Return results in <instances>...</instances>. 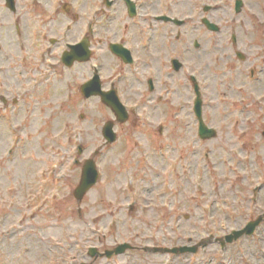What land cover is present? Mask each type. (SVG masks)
Instances as JSON below:
<instances>
[{
  "label": "rangeland",
  "instance_id": "obj_1",
  "mask_svg": "<svg viewBox=\"0 0 264 264\" xmlns=\"http://www.w3.org/2000/svg\"><path fill=\"white\" fill-rule=\"evenodd\" d=\"M76 1L79 38L89 25L95 31L92 60L67 72L59 68L14 105L18 81L10 63L33 53L36 27L59 36L73 16L54 11L66 0H16V13L0 0V95L9 94L8 106L0 102V264H264V221L253 235L224 247L220 242L264 215V101L250 96L264 87V0H245L242 29L230 21L237 18L233 0H171L163 7L166 0H142L134 18L121 1L113 9L105 0ZM215 3L220 9L209 15L220 33L200 21L202 6ZM162 14L189 22L178 27L153 19ZM44 18L48 23L40 25ZM111 42L129 47L134 64L113 56ZM40 44L48 47V38ZM174 58L184 64L179 72ZM93 66L104 89L115 88L126 104L124 122L98 97L80 94ZM192 75L204 120L218 131L207 140L198 136ZM149 79L164 96L154 104L148 101L158 92H148ZM109 121L117 141L107 145L102 129ZM91 158L100 179L79 202L75 191ZM123 243L132 249L105 256ZM92 247L101 253L97 258ZM196 247L178 255L159 251Z\"/></svg>",
  "mask_w": 264,
  "mask_h": 264
},
{
  "label": "water",
  "instance_id": "obj_2",
  "mask_svg": "<svg viewBox=\"0 0 264 264\" xmlns=\"http://www.w3.org/2000/svg\"><path fill=\"white\" fill-rule=\"evenodd\" d=\"M7 7H9L11 10H15V3L14 0H6ZM239 11V8H237ZM131 13H134V8L130 7ZM179 23V22H176ZM204 23L207 24V26L214 31H218L217 27L214 25H211L207 20H204ZM88 41L85 40L82 43L72 46V52L66 53L64 55L65 61H70L72 63L75 59H80L81 61H87L90 56V51L88 49ZM112 50L115 54L121 56L124 60H130V56L128 52L123 49L121 46H112ZM180 68V65L178 62H175V69L178 70ZM82 92L86 97H90L92 95H101L103 98V101L113 108V110L116 112L117 116L121 121L126 120L125 118H122L123 115H126V113L121 109V105L117 102L116 96L113 93H103L100 89V83L98 80V77H95V79L92 82H89L85 84L82 87ZM200 101L198 100L197 106H196V113L198 117L201 120V106ZM113 124L108 123L106 124L104 128V136L105 138L111 143L116 140V136L113 132ZM215 133L212 130H207L204 125H201V137L202 138H210ZM97 181V173L94 167V164L92 162H89L85 169L84 174L82 176L81 183L77 190L75 191V197L78 201H81L84 197V195L90 190V188L96 183ZM263 220V218H260L259 220L249 223L247 227L244 230L236 231L233 233V235L226 237L227 242H232L235 239H238L239 237L243 236L244 234L251 235L255 231V228L260 224V222ZM129 248L127 244L121 245L118 248L115 249L114 252H107L106 256L111 257L113 254H122L124 251H126ZM195 249H189V248H175L172 250H165L167 252H173V253H183V252H193ZM90 256L97 257L99 256L97 250L95 248L90 249Z\"/></svg>",
  "mask_w": 264,
  "mask_h": 264
},
{
  "label": "flooded vegetation",
  "instance_id": "obj_3",
  "mask_svg": "<svg viewBox=\"0 0 264 264\" xmlns=\"http://www.w3.org/2000/svg\"><path fill=\"white\" fill-rule=\"evenodd\" d=\"M92 2H95V0H92ZM66 9H67V11H66ZM62 11H63L62 14H64L67 17L69 15H72L73 16L72 26L76 28V31H73L72 34H78L77 32H78L79 29H78V23L76 22V18L79 19V17L78 16H75L74 14H72V12L70 11L69 8H65V10H62ZM68 29H70V27H68ZM74 41H76V37H74ZM76 42H74V43H76ZM55 45H56V49L61 45V38H57V42H56ZM53 53L55 54L56 53V50L53 51ZM41 60L43 61L42 63H40V64L35 63V64H37L36 66L38 68L39 67L42 68L44 66V62H46V60H52V61H54V64H52L53 67L51 68V70L52 69L53 70H57L58 67H61L62 68V66H63L60 62H58V61L56 62L55 61L56 60V56L55 55H53L52 57H50L48 59H45V60L42 58ZM63 68H65V67L63 66ZM65 71L67 72L68 69H65Z\"/></svg>",
  "mask_w": 264,
  "mask_h": 264
}]
</instances>
